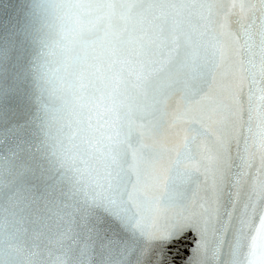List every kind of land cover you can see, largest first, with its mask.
I'll return each mask as SVG.
<instances>
[{
    "label": "snow or ice",
    "instance_id": "1",
    "mask_svg": "<svg viewBox=\"0 0 264 264\" xmlns=\"http://www.w3.org/2000/svg\"><path fill=\"white\" fill-rule=\"evenodd\" d=\"M31 114L0 126V264H264V0H46Z\"/></svg>",
    "mask_w": 264,
    "mask_h": 264
},
{
    "label": "water",
    "instance_id": "2",
    "mask_svg": "<svg viewBox=\"0 0 264 264\" xmlns=\"http://www.w3.org/2000/svg\"><path fill=\"white\" fill-rule=\"evenodd\" d=\"M46 0H0V126L27 118L41 94L48 46L58 38ZM192 239L170 248L175 264H185Z\"/></svg>",
    "mask_w": 264,
    "mask_h": 264
}]
</instances>
